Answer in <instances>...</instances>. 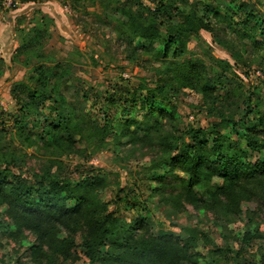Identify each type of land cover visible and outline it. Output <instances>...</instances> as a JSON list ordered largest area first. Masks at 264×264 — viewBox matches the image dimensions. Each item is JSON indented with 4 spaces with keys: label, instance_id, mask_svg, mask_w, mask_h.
<instances>
[{
    "label": "trees",
    "instance_id": "1",
    "mask_svg": "<svg viewBox=\"0 0 264 264\" xmlns=\"http://www.w3.org/2000/svg\"><path fill=\"white\" fill-rule=\"evenodd\" d=\"M5 1L25 5L38 0ZM105 4H114V11L125 18L118 21L117 31L125 59L136 63L141 56L151 58L160 65L152 70L162 81L141 79L124 101H138L144 113L141 121L131 116L125 121L108 116L102 123L93 120L60 91L72 65L56 63L51 69L46 65L50 60L44 46L52 39L53 19L40 10L32 14L15 51V57L24 58V67L33 64L31 75L13 93L19 108V115L10 118L15 122L14 134L0 128V207L11 221L4 235L24 249L23 257L7 264H23L22 258L27 259L25 264H76L81 257L85 264H264V253L245 257L252 243L264 239V231L252 222V213L242 209L246 203L264 205L260 157L264 155V99L253 88L236 120L221 101L232 99L240 87L226 92L224 99L216 95L229 81L226 72L232 71L231 65L219 60L220 71L209 77L202 60L183 59L189 54L188 44L200 40V32L214 34L220 25L234 28L238 38L251 44L259 38L263 49L264 25L240 0L226 5L197 0L194 6L189 0H108ZM217 48L238 62L230 47L219 44ZM178 90L201 98L199 110L206 126L182 122L173 102ZM46 103L50 115L41 120ZM31 120L40 130L39 141L27 128ZM116 145L126 158L147 152L149 160L133 181L114 182L104 170L93 167L76 168L79 176L73 181L64 171L62 159L87 162ZM29 149L41 154L42 161L38 171L27 177L20 166ZM254 154L260 158L252 159ZM109 187L112 197L105 201L101 192ZM143 190L156 198L169 219L184 212L185 206L210 215L223 237L246 213L250 223L234 242L223 240L222 245L212 241L208 232L188 226L177 225V235L158 234Z\"/></svg>",
    "mask_w": 264,
    "mask_h": 264
},
{
    "label": "rangeland",
    "instance_id": "2",
    "mask_svg": "<svg viewBox=\"0 0 264 264\" xmlns=\"http://www.w3.org/2000/svg\"><path fill=\"white\" fill-rule=\"evenodd\" d=\"M107 1L38 0L22 5L0 0V48H2V54H0V115L3 117L0 118V128L5 129V133L14 134L15 122L10 118L19 115V108L13 99V93L17 88L20 89V82L25 81L31 75L30 70L33 64L30 63L24 67L22 64L24 58L15 57V51L20 44L21 30L27 31L30 27L31 16L36 10L49 15L54 21L52 39L44 46V53L50 60V63L46 64L47 67L51 69L56 63L64 67L67 62L72 65L67 84L60 88L68 101L78 111L85 112L99 123L104 122L105 116L112 119L124 117L123 121L130 116L138 121L142 120L144 113L139 110L138 101L136 104H125L124 101L130 99L131 91L139 86L141 79L152 78L160 83L162 78L152 70L153 67L159 68L160 65L153 64L151 58L146 56H141L136 63L125 59L124 45L117 37L118 21L125 18L120 17V14L114 11V4L106 5ZM196 1L189 0V3L194 6ZM218 1L226 5L230 0ZM240 1H244L248 5L247 11H254L256 19L264 25V0ZM219 29L220 31L214 34L200 32V40L198 42L192 40L188 44L189 54L183 59L202 60L209 77H213L220 71L217 65L219 60L231 65L232 71L226 72L230 79L224 83V88L217 90L216 95L224 99L226 92H232L240 87L234 92L232 99L227 102L221 101L226 111L235 114V119L238 120L241 111L247 106L245 97L252 93L253 88L257 87L261 98L264 99V48L261 49L259 38L251 44L246 39L238 38L234 28H225L220 25ZM219 44L230 47L237 54L238 62L236 63L224 51L218 49ZM140 47L141 44L138 48ZM149 86L152 87V83ZM112 95H114L113 98L109 99ZM141 95L142 93L137 94V100ZM201 101L198 95L187 90L176 92L173 97V102L177 107L176 114L181 117L185 125L206 126L205 116L199 110ZM49 105L46 103L41 109L39 119L45 120L49 117ZM121 108L124 110L122 111ZM156 111L157 109L154 111L155 115ZM252 118L253 116L247 117L244 122ZM33 121H28L26 125L34 139L39 141L41 139L40 130L34 126ZM240 127L241 125L238 129H241ZM15 144H17L16 139ZM125 150H130V147ZM24 152L29 157L20 168L25 176L30 177L33 172L38 171L41 165V154L34 153L33 149ZM123 152L122 147L116 145L98 153L87 162L77 157H68L62 159L61 163L64 171L73 181L79 176L76 168L80 167V170H84L93 167L104 170L110 175L112 181L123 184L130 180L133 181L134 177H137L136 172L149 160V157L145 156L147 153L145 151L127 156L129 158H126ZM120 157L124 158L119 159ZM256 157L264 160V155L251 156L252 159ZM116 175L119 176L118 179ZM112 191L111 187L103 190L102 199L109 201ZM143 191L142 198L147 201L148 215L152 220L154 231L158 234L177 235L179 233L177 225L188 226L208 232L212 241L222 245L223 240L234 242L235 235L243 233L244 227L250 223L246 213L229 227L230 231L223 234V237L210 215H202V212L198 213L192 207L185 206L184 212L169 219L164 207L157 205L156 198H150L149 192ZM242 209L251 212L252 222L259 227L260 231H264V205L257 202L246 203L243 204ZM4 211L5 209L0 207V264L11 263L16 258L23 257L24 251L16 241L4 235V232L9 230L7 228L11 226V221L8 220ZM127 215L131 214L127 213ZM27 238L29 241L33 240V237L28 234ZM246 251L249 255L245 254V257L264 253V239L255 241ZM26 261V258L21 259L23 264L27 263ZM76 264H85L83 257Z\"/></svg>",
    "mask_w": 264,
    "mask_h": 264
},
{
    "label": "built area",
    "instance_id": "3",
    "mask_svg": "<svg viewBox=\"0 0 264 264\" xmlns=\"http://www.w3.org/2000/svg\"><path fill=\"white\" fill-rule=\"evenodd\" d=\"M0 54H2V48H0Z\"/></svg>",
    "mask_w": 264,
    "mask_h": 264
}]
</instances>
